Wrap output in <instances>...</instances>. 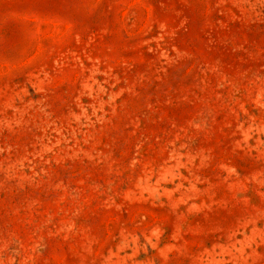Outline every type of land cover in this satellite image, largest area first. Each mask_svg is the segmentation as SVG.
Segmentation results:
<instances>
[{"label": "rangeland", "instance_id": "rangeland-1", "mask_svg": "<svg viewBox=\"0 0 264 264\" xmlns=\"http://www.w3.org/2000/svg\"><path fill=\"white\" fill-rule=\"evenodd\" d=\"M0 264H264V0H0Z\"/></svg>", "mask_w": 264, "mask_h": 264}]
</instances>
